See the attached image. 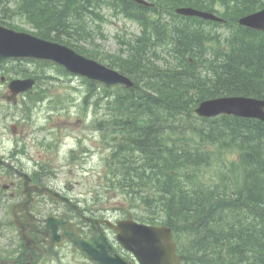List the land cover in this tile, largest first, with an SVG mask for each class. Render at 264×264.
<instances>
[{
	"label": "trees",
	"instance_id": "obj_1",
	"mask_svg": "<svg viewBox=\"0 0 264 264\" xmlns=\"http://www.w3.org/2000/svg\"><path fill=\"white\" fill-rule=\"evenodd\" d=\"M93 1L96 0H19L13 13L25 16L28 22L34 25L40 37L66 43L65 41L69 40L73 34L60 32L71 31L78 37L88 40L93 35L85 18ZM155 1L163 7L187 5L209 10L203 0ZM215 1L211 0L210 4L212 5ZM220 1L226 4L230 29H234L233 37L236 44L230 41L231 48L235 45L237 47L227 60L222 51L214 53V58L208 60L198 40V37L201 38L204 33L193 31L192 27L185 23L189 20L173 15V18L179 20L176 24L175 21L173 24H165L160 20L155 22L149 19L153 22L146 23L139 39L133 43L125 41V44L129 46L127 59H113L98 50L96 53H85L90 54L89 57L94 59L97 56L107 57L109 67L128 75L135 83L132 90H119L120 100L126 105L116 104L117 118H126L123 112L128 111L135 120H138V117H146L149 120L147 126H151L150 119L153 117L145 111L148 110L149 105V108L156 107L157 110L172 113L174 115L172 124L176 123L174 120L178 115V119L185 116L186 124L189 125L192 119V125H194L195 118L192 112L199 104L226 94H220L223 90H220L218 86H211L212 82L208 84L210 80L208 74L216 75L218 81L224 79L232 80L236 86L242 84L234 89L238 91V94L264 97V67L258 65V61L249 59L247 54L245 56L249 60L243 55V50L254 53L253 47L259 44L263 37L260 40L257 39L259 36L257 34L252 37L253 34L238 29L236 23L238 17L252 13L263 5L239 0H235V3L231 5L230 0ZM2 3L3 1L0 0V5ZM0 12L6 17L10 11L2 8ZM53 31L57 34H53ZM62 35L69 37L62 39L64 37ZM159 49L170 54V58H162ZM101 60L104 61L105 58ZM153 94H156L158 98L154 100ZM124 95H139V97L128 98ZM224 121L235 124L236 119L225 118ZM233 135L236 138L235 130ZM248 139H254L258 144L257 160L264 164V127L256 134H249ZM184 140L188 142L186 136ZM177 142V139L165 140L164 145L169 149ZM248 149L254 151L253 146ZM249 150L243 152L242 163L246 162V158L250 155ZM120 156L121 161L125 163L124 154ZM203 156L209 159L214 158V155L208 152H204ZM168 159L169 157L165 156V160ZM211 163L209 160H202L196 165L208 168ZM239 165L240 163L231 164L229 173L223 175L219 183L211 188H203L196 183L195 172L193 173L188 165L182 166L179 163V175L172 169L167 170L166 175L170 178V174L174 172L178 175L174 180L182 178V188H166L162 192H157V196L144 197L142 201L148 204L147 213L135 215V217L143 223L163 224L173 229L179 245L181 264H264V254L259 252V248H264V198L254 199L252 193H242L244 183L237 184L236 171ZM182 171L184 179L180 174ZM242 176L245 178V171ZM257 183L264 187V175L257 180ZM148 185L150 188H158L156 181H151ZM151 202L158 206L159 211H150L149 203ZM226 213L239 218L244 217L245 224L248 221H258L261 227L256 233L245 237L243 242L240 238L228 236L236 230V226L232 221L217 217ZM245 235L246 233H242L241 238ZM251 237H253L252 241Z\"/></svg>",
	"mask_w": 264,
	"mask_h": 264
},
{
	"label": "flooded vegetation",
	"instance_id": "obj_2",
	"mask_svg": "<svg viewBox=\"0 0 264 264\" xmlns=\"http://www.w3.org/2000/svg\"><path fill=\"white\" fill-rule=\"evenodd\" d=\"M10 63L0 66V78L7 79L4 68ZM19 64L21 79L34 76L23 67L30 62ZM7 96L0 94V124L6 110L2 104L10 108L22 107L25 98L20 96L19 101L13 103L7 102ZM37 101L40 106L36 107L37 111L49 106L47 99L37 98ZM100 101L95 102V107ZM13 127L16 131L14 151H4L6 139L0 132V157L17 170L26 172L31 182L26 184L15 168L0 166V264H90L70 239L84 241L92 236L88 219L99 221L106 229L104 221L111 217L108 211L97 209L95 199H100L101 195L93 193L91 188L97 186L98 181L93 184L91 175L86 173L88 164L96 159L95 148L90 145L81 153L77 167L74 153L67 159L68 163L55 156L60 147L53 141H17L18 137L30 136L25 119L15 120L10 127L12 133ZM102 134L99 132L100 139ZM88 143L94 142L88 139ZM67 165L70 169L65 167ZM14 217L18 218V226Z\"/></svg>",
	"mask_w": 264,
	"mask_h": 264
},
{
	"label": "rangeland",
	"instance_id": "obj_3",
	"mask_svg": "<svg viewBox=\"0 0 264 264\" xmlns=\"http://www.w3.org/2000/svg\"><path fill=\"white\" fill-rule=\"evenodd\" d=\"M18 2L19 0H6V6H8L10 9V12L8 13L9 15L11 14L12 10L15 9ZM104 15L109 21L103 26V31L106 35V39H95L96 41H94V43L98 47L95 49L113 55L116 54L119 50L116 43V35H122L123 32L126 31L129 34L128 37H131L133 35H137L138 28L134 24L129 23L123 19H115V17L111 15L110 11H104ZM2 21L21 27L29 32H34V29L30 27L26 22L17 18L6 20L2 19ZM79 45L90 50V47L87 46V43L83 42ZM23 67L28 69V73L34 74V76L38 80V84L31 94L37 95V93L43 89H45L44 91L46 92L50 91V94L54 96L50 98L49 104L55 107V112H49L47 109L39 110L37 112H33L32 110V119L30 120L23 114V111L19 108H11L13 111H15L14 113L11 112V114H14L15 116L9 114L8 111H6V116L4 119H2L4 123L0 124V132H2L3 136L6 139L4 147V151L6 153L14 147L13 141L15 137L12 135V130L10 127L14 124L15 119L20 117L21 114L25 117L26 121L29 120L28 130L30 131L32 136H30L29 139L17 138L18 141L38 142V140H42V138L45 136V133H42L40 131L37 132V130H48L50 132L57 133V138L59 139V141H64L63 145L65 141H73V137L69 135V133H71L74 135L84 134L86 138L92 141H100L103 148L112 146L110 139L113 138V134H110L108 136V140H99L97 134L99 132L104 133V131L98 130L95 126L98 123L100 125H105L109 122L114 121L115 117L111 119L110 116H108V110H114L115 104L114 102L107 103V101L104 99V102L106 104L101 105L100 107H96V111L94 102L98 98H102L105 92L112 94L115 98L119 93L117 89H105L102 88V86L97 85V88L95 89L96 99L91 100L92 105L90 107H84V98L86 96V92H89L90 88V85L84 82L85 80L77 76L63 75L60 71L52 66L44 67L36 66V64H28L24 65ZM4 69H6L4 72L8 78H15V73L21 70L17 65H10ZM46 83L47 85L44 86V84ZM6 93H8L7 85H3L2 83H0V94ZM31 94L28 93L25 97ZM73 99L77 101H73ZM71 100L74 103L72 106H70V104L68 103ZM2 107H4V109L10 108L5 106L4 103L2 104ZM59 110L62 111L59 112ZM94 114H97V116H95ZM196 118V122L190 129L191 132L186 135L188 143L192 146V150H197L200 152V156H202L204 152H208L213 154L214 158L209 159V161H211L212 163L208 168L199 167L196 165V163L188 164V166L193 171V173L195 172V174L197 175L196 183L198 185H201L203 188H211L210 186L218 182V177L221 175V173L226 172L225 166L228 165L230 161H240L243 151L239 145H232L229 148L222 149L221 147H219V145L211 143L197 132H201V128H208L211 126L216 130H228L224 129L221 125V123L223 122L222 118L195 117V119ZM77 119H81V124H79L78 126H76ZM3 128H6V131H3ZM61 157H64V154H62ZM116 158L117 170H120L122 167H124L126 172L125 163L121 161L120 154H118ZM241 165H239L236 171L237 173L239 172L240 167L243 170V168L246 166V162L242 163ZM103 173V166L97 164L96 171L93 173L95 178L94 182H99L100 179H103ZM170 175V180H174L178 177V175H175L174 172ZM114 178L115 177L112 176L106 180V182L109 184L107 187L105 186L103 181L101 182L102 188L105 186L104 189L93 188L94 192H98L101 195L100 201L97 202V209L103 210L104 212L108 211L109 213H111L110 219L113 220L128 218L130 215L137 219L135 215H143L144 213H146V209L145 207H143L144 202L142 201V199L147 196H157L160 192L159 186L158 188H150L148 184L144 183V181L137 180L132 187H128L127 198L126 195L117 186H113ZM159 182L165 184V182L163 181ZM127 204L130 207L127 206ZM112 238L114 239L113 236ZM79 261L82 262L83 259L79 258Z\"/></svg>",
	"mask_w": 264,
	"mask_h": 264
},
{
	"label": "bare ground",
	"instance_id": "obj_4",
	"mask_svg": "<svg viewBox=\"0 0 264 264\" xmlns=\"http://www.w3.org/2000/svg\"><path fill=\"white\" fill-rule=\"evenodd\" d=\"M253 49L254 53H251V51L243 50L244 58L247 54V57L249 59L258 61V65L264 67V40L255 45ZM248 58L247 60H249ZM232 84V80L226 81L222 87V90L236 96L238 94L231 91ZM90 92V99L95 100L96 93L93 92V90H90ZM115 98L117 105H126L120 100L121 98L119 96H116ZM128 98H134V96H129ZM152 98L155 100L158 98V96L156 94H153ZM97 101L98 99L95 102ZM28 102L30 103V101ZM104 104H106L104 101H100L99 107ZM147 109L148 110L145 111H147L148 114H151L153 118L159 119L163 122V124L169 122L174 116L172 113H165L161 109L157 110L156 107L149 108V105L147 106ZM95 110L97 111L96 107ZM123 114L125 115L126 119L121 127V130L123 132L124 144L120 148V152H123L125 156V179L126 185L129 188L132 187L137 180H142L146 184L151 181H156L161 192L166 188H182V178H179L178 180H170L166 175L167 170L172 169L176 174L179 175V163L182 166H187L191 163H197L202 160H209V158L204 157L203 154L202 156H200L199 151L192 150V146L188 142H186L183 137H177L178 142L167 149L162 142V134L168 131L166 127L156 124L149 129L143 130L136 126L135 118L133 116H130V113L128 111H124ZM194 123L195 122L193 120V124ZM190 124L192 125V119ZM221 125L224 129L228 130H216L211 126L208 128H201V132L205 136L200 131L197 132L211 143L219 145V147H221L222 149L229 148L232 145H239L243 152H247V150H249L248 148L253 146L254 151L249 150L250 155L246 158L244 188L242 193L246 194L250 192L252 193V198L254 199L264 198V187L257 183V180L264 175V164L257 160L258 144L254 139H248L249 134L258 133V131L262 130L264 126L260 125L258 121L244 118H240L237 122H235V124H228L227 122L223 121ZM99 127L102 131L106 132L110 128L115 127V123L109 122L105 125L102 124ZM172 128H176V123L172 124ZM234 130L236 138L233 135ZM176 131L180 133L181 136H184L186 133V131L182 128H177ZM165 156H168L169 159L165 160ZM180 174L184 179V172L182 171ZM159 181H163L165 182V184ZM149 206L151 212L159 211L158 206L153 202L149 203ZM217 217L222 220L232 221L236 226V230L232 233H229L228 236L240 238V240L243 242L245 237L256 233L259 227H261L258 221H248V223L245 224L244 217L239 218L228 213L220 216L218 215ZM242 233H246V235L241 238ZM252 238L253 237H251V241ZM259 252L261 254H264V248H259Z\"/></svg>",
	"mask_w": 264,
	"mask_h": 264
},
{
	"label": "water",
	"instance_id": "obj_5",
	"mask_svg": "<svg viewBox=\"0 0 264 264\" xmlns=\"http://www.w3.org/2000/svg\"><path fill=\"white\" fill-rule=\"evenodd\" d=\"M182 14H195L192 10H181ZM202 16V15H201ZM251 19H259L264 27V12L241 20V23L251 25ZM40 58L51 60L58 65L64 66L73 74H78L87 79L107 86L124 85L132 87L133 83L118 72L110 70L95 61L85 60L76 53L60 47L56 44L47 43L29 35L15 33L0 27V63L8 59ZM34 82L13 81L10 85L13 95L32 88ZM227 101H209L202 103L196 113L202 117H212L220 113L234 114L235 110L227 104ZM95 234L87 242L81 243V250L94 264H124L120 257L111 259L108 250L105 252L95 251L98 245L108 248V241L101 230L92 225ZM119 232L118 239L124 248L130 250L140 264H179L180 257L176 254V244L172 230L168 227L148 226L133 221L131 218L120 222L114 227Z\"/></svg>",
	"mask_w": 264,
	"mask_h": 264
}]
</instances>
